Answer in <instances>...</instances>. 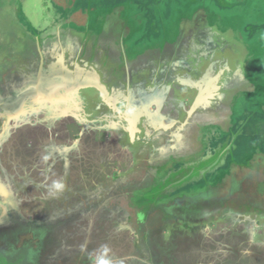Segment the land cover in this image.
<instances>
[{
    "label": "rangeland",
    "instance_id": "rangeland-1",
    "mask_svg": "<svg viewBox=\"0 0 264 264\" xmlns=\"http://www.w3.org/2000/svg\"><path fill=\"white\" fill-rule=\"evenodd\" d=\"M131 1L134 3L132 6L134 12L132 15L130 14L132 17H127L130 19L129 25L136 36L142 30L140 21H146L147 18L151 23L159 22L156 25V30L161 29L160 32L166 31L172 36L174 29L179 24L178 18L186 15V12L202 8L197 12L202 16L206 14L210 22L215 15L225 18V22L231 23L235 30L237 40L248 46L247 80L250 85L248 90L251 93H246V95L241 93L242 96L239 94L236 97L239 99V106L234 109V113L231 115V128L233 127L235 138L233 143L235 147L229 158L231 161L229 160V165L223 164L213 170L215 174L208 177L207 183L197 181L188 188V193L186 192L195 195L200 193L204 198H208L207 203L216 205L214 210L216 217L211 221L217 219L214 223L218 222L206 229L204 227L202 230H189L174 239L172 238L175 234L172 233V237L167 238L169 235L167 236L166 233L159 236H165L167 239L154 236L156 239L152 243L148 239V243L144 242L140 246L133 244L135 239L130 234L131 231L129 232L128 228L123 227L121 223L135 228L137 231L135 224L142 221L141 216L144 217L138 209L133 208L134 204H130L133 189L135 185L140 188L141 181L138 173L136 176H129L126 170L128 171L132 165L133 167L137 165L136 161H131L132 158L138 160L150 153L149 150L154 145L149 148L148 140L156 139L159 131L158 124L136 126L135 123L139 118H135L134 122L131 118L126 117V126L134 125L130 130L142 136V138L136 139V143L139 144L135 146L137 151L124 149L115 142V139L113 141L111 137L113 131L103 132L99 127H96L93 130H96V134L85 133L87 132L85 126L81 131L82 125L79 124L81 121L79 117L87 112L85 111L86 107H80L82 110L78 109L76 113L72 114L75 118L73 121L79 123L69 124L75 127L65 132L64 126L70 121V118L65 116L64 119L61 118L60 122L51 119L48 115L50 112L46 111L50 108L41 104L39 106L45 110L42 112V121L46 120L47 127H44L45 123L40 125L37 114H33V111H37L34 109L36 104L40 102L37 98H44V96L32 92L37 81L38 88L40 87L39 80L29 74L25 83L21 82L22 85L25 84L23 87L20 83L14 82L19 78L18 74L11 73L14 78L12 77V81L8 84H2V87L0 84V90L6 89V99H11L12 102L20 103V98L26 100H22L23 105L19 106V110L16 108L17 113L13 112L15 107L10 110L6 109L8 110L6 112L5 108L4 110L0 108L2 113H0V206L1 199L6 206L7 203H10L9 205L16 216L18 215L20 220L25 223V230L18 236L15 252L10 257L0 254V264H35L33 248L38 246L39 239L33 233V228L38 229V225L44 228L54 225V229L57 227L58 230L55 232L56 236L52 231L51 237L61 244L63 238L60 240V237L64 235L63 237L68 238H65L64 242H69V244H73L72 241L75 242L77 251L83 243L82 240L93 243L92 246H89L90 248L83 251L82 255L85 259L82 257L77 259L81 255L74 254L73 259L71 257L70 260H67L65 252L57 254L48 252V258L52 259L43 262L44 258H42L43 264H99L101 259L109 261L110 264H147L154 260H158V264H264V224H259L262 221L264 223L263 219L262 221L259 219L264 215V211H260L259 204L264 202L262 193L264 183H259L258 186L254 184L255 181L263 179L259 177V174L264 169V158L262 157L264 155V0H160L159 4L154 5L149 3L151 0ZM138 1L140 5L137 3ZM193 1L194 3L190 5ZM42 2L43 0H29L27 3L26 6L32 10L33 17L37 12L38 5ZM3 3L7 5L6 0H0V8L4 5ZM12 5L15 4L12 3ZM7 6L8 9L3 11L0 9V31L2 33L8 32L7 29H11L12 25L8 13L15 7L9 9L10 4ZM117 6L122 8L125 5L121 1ZM140 6L143 8L140 9ZM146 7L151 8L149 11H142ZM151 9L154 14H151ZM100 15V12L93 11L91 18L93 25H95V21L98 23ZM19 17L22 20L20 13ZM136 18L139 22L136 21ZM214 22L216 21L214 20ZM97 25L100 26V23ZM142 32L144 33L141 34V37L148 39L150 34L144 30ZM135 35L132 36L133 40L131 41L134 46L138 39ZM19 62L16 61V64L20 65L21 62ZM26 65L32 68L29 64ZM41 78L45 79L44 76ZM57 80H60V77ZM49 82L52 80L47 83L50 87ZM76 82L79 84L70 87L72 88L71 92L59 89V93L61 94V90H64L65 96L80 102L79 104L82 106L86 102L90 107L98 106L99 100L104 98L105 93H110L108 87L101 83L97 76L94 77L91 74L83 79H77ZM11 83L15 86L12 87ZM157 92L165 94L159 90ZM111 93L114 92L111 91ZM83 95L88 99L83 98ZM153 99L156 102L163 100L158 97ZM67 101L70 100L65 98L57 104L54 101L48 105L51 108H57V114L62 110H67L66 113L69 114L70 108ZM8 112L14 114L7 115ZM24 113L26 116L23 115ZM24 117L25 120H23ZM21 120L24 121L22 126L19 125ZM14 121L20 127H14L16 125ZM183 139L186 137L182 136L180 142ZM204 139L209 144L213 140L212 137ZM223 139L224 136H220L218 141ZM53 143L56 148L58 146L59 148L55 150L54 146V149H51L49 144ZM231 143L229 142V144ZM41 156H46L47 160L46 162L41 160L40 164ZM241 172L244 173V176H249L248 173H250L248 181L243 182L244 180L240 178ZM132 182L135 183L132 185ZM56 183H60L62 188L56 189L54 187ZM101 189L103 191H97ZM179 193L184 192L178 191ZM181 198L184 197L181 196ZM202 200L204 201V199ZM262 205L264 207V204ZM72 208H76L77 211L82 209L83 213L90 209V221L98 220L104 216H115V219L113 222L106 223L105 227L101 223L94 224L95 227L92 229L93 226H91L89 231V227L83 221V219H89L88 216L83 214L82 219L81 216H78V219L74 220H72L73 217L68 218L73 213L75 214L74 211L71 213L70 209ZM0 210L3 214V210ZM224 211L239 215L236 219L241 221L237 222L233 219L237 224L230 228L231 225L229 226L228 222L232 220L227 216H225V220L223 219ZM56 213L61 214L58 219H56ZM55 214L56 216H54ZM244 214H248V219ZM250 214L255 215V219H258L259 222L255 219L252 220ZM168 216L172 215L168 214ZM162 217L163 214L160 211L152 212L149 218L152 225L147 224L146 228L149 227L148 229L151 230L155 225H159L158 222ZM48 223L50 226H45ZM224 223L227 224L224 225ZM73 224L74 226H72ZM79 224H83L85 227L83 229L76 228ZM206 224L207 222L202 223L201 226ZM90 225L92 224L90 223ZM254 226H259L262 230L259 231L258 227ZM136 236L140 239L142 235L138 233ZM76 238L78 239L76 240ZM106 242L108 245L103 246ZM138 244H140L139 241ZM114 257L122 258V262L115 263L117 260ZM92 258L94 261L89 262L88 260ZM153 263L156 264L155 261Z\"/></svg>",
    "mask_w": 264,
    "mask_h": 264
},
{
    "label": "flooded vegetation",
    "instance_id": "flooded-vegetation-1",
    "mask_svg": "<svg viewBox=\"0 0 264 264\" xmlns=\"http://www.w3.org/2000/svg\"><path fill=\"white\" fill-rule=\"evenodd\" d=\"M24 1L12 0L15 4H20L22 20L20 17L19 19L15 18L13 10L8 13L12 25L10 26L11 29L8 28V32H5L9 36L7 35L8 40L5 42L6 50L1 56L3 59L2 64L0 63L1 87L2 84H8V82L12 81L14 78L12 74L16 75L23 70L24 73L19 74V78L14 81L17 84H21V82L29 78V74L32 77L35 75L37 77V74L41 71L39 63L34 71L24 63L20 64L23 68H19V70L13 68L17 61L16 57L24 56L32 48L30 40L25 38L23 44L22 38H15V33H20V29H25V27L27 28L30 25L34 29L32 31L23 30L22 33L24 35L27 36L32 34L31 32L36 31L35 36L42 43V46L43 44L61 41L64 48L66 47V50H68L66 55H56L54 59H51L46 64V69L41 72L45 78L43 79L45 86L51 80L48 76H50L49 74L52 71L56 72L55 70H58L62 73V67L68 66L72 73L75 72L74 77L70 76V80L75 82L77 77L83 79L89 76L91 73L89 68L92 66L99 68L100 82L105 84L110 91V93H105L104 98L99 100V105L94 107L88 106V102L83 103L84 105L82 106L79 104L80 102L78 103L74 99H69V96H65L64 90L71 92L72 88L62 90L61 94L58 92L54 95H46L44 98L39 97L37 99H40V102L34 108L37 111H33V114H37L40 125H43L46 121H42V112L45 110L39 106L41 104L50 108L46 111L50 112L48 115L51 119L60 122L65 116L70 118V121L64 126L63 130L65 132L75 127L74 125H69L74 122L72 114L76 113L78 109L82 110L80 107H86L87 110L85 111L87 112H84L82 117H79L80 123L74 122L82 125L81 131H83L84 126L87 129L85 133H95L96 130H93L96 127H99L103 132L113 131L111 134L112 140L114 141L115 139V142L124 149L131 150H136L135 146L139 145L137 144L138 142L136 143V139L142 138V136L130 130L134 125L126 126V117L131 118L134 122L135 118H139L135 123L136 126L151 123H157L159 126L156 139L148 140L149 148L154 145L149 150L150 153H147L146 157L138 158V160L132 158L131 161H136L137 165L135 167L132 165L128 168V171L126 170L129 176H136L138 173L140 176H146L148 180L150 179L146 186L137 188V185H135L130 198V204H134L133 208L138 209L140 214L144 215V217L141 216L142 221H138L139 224H135L137 225V232L142 236L139 239L136 236L138 235L137 232L132 234L135 235L136 245L140 246L147 242L148 233L146 229L148 231L149 227L146 228V226L152 225L149 219L152 212L160 211L163 214V217L158 222L160 224L155 225L153 229L159 228L162 230L167 228L166 233L167 236L169 235L167 238H171L172 233L175 234L172 239L176 236L180 237L189 230L193 231V227L202 223L215 222L211 220L216 217L214 210L217 206L207 203L208 198H204L202 194H187V190L197 181H205L207 183L208 177L215 174L213 170L223 164L229 165V158L235 147L233 144L235 140L233 127L231 128V115H233L234 109L239 106V99L236 97L241 91L245 95L246 93H251L248 90L250 85L247 80L248 66L246 63L249 57L247 50L249 51V49L247 44L245 45L242 41L237 40L235 30L231 27L220 32L222 36L219 38L221 40L219 42L217 28L225 19L220 22L219 15H215V17H218V21L210 22L206 14L203 17L201 13L197 12L202 9L199 8L197 11L195 9L191 11L195 13L194 17L178 22L179 24L174 29L172 36L166 31L152 30L149 32L150 36L147 39L141 37V34L144 33L142 30L138 32L140 33L138 36L134 34V30L129 25L130 19L127 20L122 16L120 17L119 7H112L109 13L100 17L98 21L100 26L96 25L98 23L93 25L99 27L97 32L92 28L89 29V25H84V30L74 28V26L80 25V22L77 24L72 23L75 24L73 27L66 26L62 28L59 27L57 16L55 15L54 17L49 7V5H53L51 2L43 0L37 7V12L39 13L40 9H43V13L38 15L36 12L33 17L31 15L32 10L23 8L25 6V3L23 4ZM27 1L29 2V0ZM193 3L194 1L190 5ZM217 24L219 25L217 26ZM133 35L138 37L135 46L131 44ZM81 38L86 43L80 45L81 48H78L77 40H81ZM89 42L91 45H89ZM66 43H68V47L65 46ZM26 46L28 47L27 49ZM43 47L46 46L44 45ZM201 58H203L202 61ZM77 69L80 71H77ZM68 72L66 69L65 73ZM56 75L58 76V73ZM215 77H219L220 81H217L218 78L215 80ZM208 78H210L209 81L212 86L214 84V88L212 87L211 90H215V92L212 93L210 90L213 99L210 105L203 108L205 100L201 98V95L209 91L206 89ZM210 83L208 84L209 87ZM11 85H13L12 87L15 86L13 83ZM22 86L24 87L25 84ZM2 90H0V108H3V110L5 108L6 112L8 111L6 109L10 110V108L15 107V110L12 111L17 113L19 106L23 105L22 100L26 99L20 98V103L17 101L12 102L11 99H6L7 90L4 88ZM158 90L165 94L157 92ZM111 91L114 93H111ZM82 97L88 99L84 95ZM154 97L163 98V100L156 102L153 99ZM65 98L70 100L67 101V105L70 108L69 114L66 113L67 110H62L57 114V108H51L48 105L54 101L57 104ZM243 104L245 105L244 102ZM52 106L54 107V105ZM194 109L196 110L193 111ZM39 112L41 113L39 114ZM10 113L8 112L7 115ZM23 115L26 116V113ZM114 117L115 120H113ZM23 120H25V117ZM23 120L19 121L21 122L19 123L20 126L24 125ZM185 123L187 124L183 126ZM14 124H16L15 121ZM20 126L16 124L14 127ZM43 126L47 127L46 123ZM182 136L186 137V139L180 142ZM220 136H224L222 141H218ZM206 137H212L213 140H211L210 144L204 139ZM229 142L232 143L229 144ZM50 143H52V140H50ZM54 146L55 150L59 148V146L56 148L55 143L49 144L51 149H54ZM46 158V156H41L39 163L41 164V160L46 162ZM229 173L232 177L231 172ZM252 173L254 174V172ZM243 174L242 172L240 173V178L244 180L243 182L248 181L250 173H248L249 176H244ZM97 191L101 192L103 189ZM178 191H183L184 193L178 194ZM107 196L110 195L107 194ZM181 196L184 198H181ZM9 204L7 203V206L4 205L1 199L0 209L3 210V214L0 210V254L10 257L15 252L14 248L19 240H17L18 236L25 230V223L20 220L18 215L16 216ZM262 204L264 202L260 203V210L264 211ZM70 211L73 213V211L76 212L77 210L72 208ZM168 214L172 216L169 217ZM225 214L227 218L232 220L228 222V225H231L230 228H233L237 222L241 221L239 219L237 221L236 217L239 215L233 212H226ZM244 215L248 219V214ZM59 216L61 214H57L56 219ZM78 216L79 214L73 213L68 218H76ZM250 216L252 220L255 219V215L250 214ZM233 219L237 222L235 223ZM259 219H261L260 221L264 220V215ZM10 220L14 223H11ZM257 221L259 222L258 219ZM86 222H88V219L84 221V223ZM259 224L264 223L262 221ZM85 225L87 226L88 223ZM45 226H50V223ZM33 230L32 232L35 233L37 238L41 236L40 241L42 244H46L48 247L50 245L55 247L54 242L56 240L51 237L54 225L47 228L38 225V229L33 228ZM156 234L155 231L152 233V235ZM160 234H157L156 238L167 239L165 236L160 237ZM4 238L5 240H3ZM138 241L140 244H138ZM57 249L61 251L62 247L57 246Z\"/></svg>",
    "mask_w": 264,
    "mask_h": 264
},
{
    "label": "crops",
    "instance_id": "crops-1",
    "mask_svg": "<svg viewBox=\"0 0 264 264\" xmlns=\"http://www.w3.org/2000/svg\"><path fill=\"white\" fill-rule=\"evenodd\" d=\"M12 0H8V1H6L7 2V5H9L10 4V7H9V9L11 8V9H13V7H15L16 9L19 7V3L18 4H15L14 2H11ZM49 2H51L53 5H49V7L51 8V11L53 12V15H54V17H55V15L57 16V22L59 23V27H62V28H64V27H66V26H69V27H73L75 24H77L78 22H80V25H77V26H79V27H77V26H74V28H79V29H83L84 30V28H85V26H87V25H89L88 27H89V29H93L94 31H98V29H99V27L97 26V27H95V26H93V24H92V22H91V18H92V14H93V11H97V9H98V6H99V9H101V8H106V9H108V8H110V6L112 7H119V6H117V5H113V3L115 2V0L114 1H111V0H48ZM99 1V2H98ZM105 2H108L109 4H106ZM12 3H14L15 5H12ZM25 3V6L23 7L25 10H30V8H28L27 6H26V3H28V1L26 2V0L23 2V4ZM4 4V3H3ZM116 4V3H115ZM223 4H224V2H223ZM6 5V3L4 4V5H2L1 6V10L3 11L4 9H8V6ZM48 6V5H47ZM16 9H13V12H14V16H15V18H17V19H19V13H20V7H19V9H18V11H16ZM119 9H120V17L122 16L124 19H127L126 18V13L124 12V9L123 8H120L119 7ZM1 12V11H0ZM32 12V11H31ZM191 12V11H190ZM38 13V12H37ZM43 13V9H40V11H39V13H38V15L39 14H42ZM97 13H99V12H97ZM109 13V12H108ZM101 15H100V17H102L103 16V14L102 13H100ZM199 14V13H198ZM178 15H181V13H178ZM194 15H195V13L194 12H191V13H187L186 12V15L184 14L181 18H178L177 20H179L178 22H180V21H182L183 19H188V18H192V17H194ZM104 18V17H103ZM218 19V17L216 16H213L212 17V21H218L217 20ZM219 19H220V22L222 21V19H225V18H223L222 16L220 17L219 16ZM104 20H106V19H104ZM127 21V20H126ZM128 22V21H127ZM127 22H125V23H127ZM72 23H75V24H72ZM67 24V25H66ZM83 24V25H82ZM95 24H96V21H95ZM225 24H227V25H225ZM230 24V25H229ZM65 25V26H64ZM85 25V26H84ZM97 25V24H96ZM219 24H217V26H218ZM95 27V28H94ZM232 27V25H231V23H229V22H222V23H220V25H219V28H217L216 30H217V36L220 38L222 35H221V33L220 32H223V30H226L227 28H231ZM98 28V29H97ZM32 29H34V27L32 28V27H30V25H28L27 26V28L25 27V29L23 28L22 30L20 29V33H21V36H20V33H15V38H17V39H19V38H22V43L24 44V42H23V40L25 39V38H27V40H30L31 41V45H32V48H30L29 49V51L31 52H29L28 53V51L26 52L27 54H25L24 56H17V57H19V58H16L17 59V61L19 62H21V64L22 63H24V64H29L31 67H32V70L34 71V69H37V66H38V63L40 64V66H41V72L44 70V69H46L45 68V66H46V64H48L50 61H51V59H54L55 57H56V55L58 56L59 54H61V56H64V55H66V53H68V50H66V47L64 48V46H63V44H61V41H57V42H52V43H50V44H43V46L45 45L46 47H43L42 46V43L41 42H39V40H37V37L35 36V33H36V31L34 32H31L32 34H30V35H24V33H22V31L23 30H25V31H32ZM173 32V31H172ZM147 33H149V32H147ZM7 35L8 34H6V33H2L1 31H0V46H1V48H0V63L3 61V59L1 58V56L4 54V50H6V48H5V42L8 40V38H7ZM9 36V35H8ZM4 37H5V39H4ZM60 40V39H59ZM41 41V40H40ZM220 42V41H219ZM70 43V42H69ZM86 43V41H84L83 42V38H81V40H77V46H78V48H81L80 47V45H84ZM34 44V45H33ZM26 45V44H25ZM30 45V44H29ZM89 45H91V43L89 42ZM65 46H67L68 47V43H66V45ZM75 47V46H74ZM28 47L26 46V49H27ZM70 49H71V47H70ZM67 51V52H66ZM2 54V55H1ZM42 61V62H41ZM62 61V60H61ZM19 62V63H20ZM2 64V63H1ZM18 64V63H17ZM17 64H15L14 66H13V68H16V70H19V68H21L20 66L21 65H17ZM52 64H53V62H52ZM61 65V64H60ZM61 66H64V65H61ZM1 69V68H0ZM2 69H4V68H2ZM49 69H51L50 67H49ZM64 69H67L69 72V75H68V78H70V76L72 77H74L75 76V72H73L72 73V71L69 69V67L68 66H66L65 68H63L62 67V73H60L61 75H59L58 74V77L57 76H55V77H57V78H59L60 77V80H63L64 79V77H65V71H64ZM21 72V71H20ZM41 72L39 71V76H38V80H39V82H40V78H41ZM52 72H54V71H52ZM21 73H24L23 72V70H22V72ZM21 73H18V75L19 74H21ZM35 73V72H34ZM36 76V75H35ZM50 76H51V74H50ZM4 77V76H3ZM63 77V78H62ZM48 78H49V76H48ZM66 79H67V77H66ZM66 79H64V80H66ZM3 80H4V78H3ZM45 83V82H44ZM65 83H67V82H65ZM248 92V91H247ZM241 93H243V91H241L240 92V95H241ZM196 109H198V108H196ZM196 109H194L193 111H195ZM193 111H192V113H193ZM191 113V114H192ZM190 114V115H191ZM262 157L264 158V155H262ZM264 171H262V172H260V174H259V177L260 178H263V179H259L257 182L255 181L254 182V184H256V186H258L259 185V183H264ZM131 179V178H130ZM233 180V179H232ZM140 181H141V183H140V187H143V186H146L149 182H150V179L148 180L147 179V177L146 176H140ZM132 183H135V182H132ZM131 183V184H132ZM262 193H263V195H264V189H262ZM109 195V194H108ZM260 204V203H259ZM116 210V209H115ZM115 210H114V212H115ZM261 211V210H260ZM263 211V210H262ZM113 212V214H115ZM75 213H77V215L79 214V217L81 216V219H82V216H83V214L85 215V216H88L89 217V219H88V222H86V223H88V227H89V231L91 230V226H93L94 224H97V223H101V224H103V227H105L106 226V223H109V222H113L114 221V219H115V216H104V217H100V219H98V220H92V221H90V219H91V217H90V213H91V211H90V209L88 210V212H85V213H83V211H82V209L80 210V211H76ZM226 212L224 211L223 212V214H225ZM223 216V219H224V217L226 216V215H222ZM221 218V217H220ZM73 220L74 219H78V217H76V218H72ZM215 220H217V219H215ZM215 220H213V221H215ZM225 220V219H224ZM224 220H221V221H223L224 222ZM257 219H255V221H256ZM83 221H87V219H83ZM212 221V222H213ZM76 222H77V220H76ZM218 222V221H217ZM216 222V223H217ZM79 223V222H78ZM90 223L92 224V225H90ZM210 223V222H209ZM208 223V224H209ZM216 223H210V225H208V224H206V225H204V226H199V225H197V226H195V227H193L192 229L193 230H202V229H204V227H205V229L207 228V227H211L213 224H216ZM76 224V223H75ZM122 225H123V227H125V228H129V232H130V234L132 235L134 232H137V231H135L134 229L135 228H132V227H130V226H128L127 224H123V223H121ZM208 225V226H207ZM224 225H226V223H224ZM62 227H64V225H61ZM72 226H74V224L72 225ZM98 226H99V224H98ZM216 226V225H215ZM85 227V225L83 226V224H79L78 226H76V228H84ZM95 226H93L92 227V229L94 228ZM118 227H122V226H118ZM254 227H258V230L259 231H261L260 230V228H259V226H254ZM101 228V227H100ZM119 229H122V228H119ZM159 228H156V229H153V230H148L147 231V233H148V236H147V242L146 243H148V239L150 240V242L152 243V241H154L156 238H154V236H156L157 234H159V233H161V234H166V230H167V228H165V229H162V230H158ZM58 230V228L56 227L55 229H54V233L56 232ZM156 232L157 234L156 235H152V233L153 232ZM62 232H63V234H65V232L63 231V229H62ZM54 236H56V234H54ZM64 235H61V237H60V240H61V242H63V243H61V244H59L57 241L55 242V248L51 245L50 247H48V245H46V244H42V242L40 241V237H38V239H39V243H38V246H35V248H33V256H34V260H35V264H43V262H46L47 261V259H52L51 257L50 258H48V256H47V253L48 252H50V253H55V254H57V253H61V252H65V255L67 256V260H70V258L71 259H73V256H74V254H76V256H79V255H81V256H79L77 259H79L80 257H82V259H85V257L82 255L83 254V251L84 250H87L88 248H90L89 246L91 245H93V243H90V241H88V240H82V245H81V247H80V249L77 251L76 249V246H75V242H73L72 241V243L73 244H69V242H64V239L65 238H67V237H63ZM133 238L134 239H136L135 238V235H133ZM68 239V238H67ZM78 238H76V240H77ZM83 239H85V238H83ZM149 242V243H150ZM135 243V245H136V240L133 242V244ZM104 245H108L107 244V242L105 243V244H103V246ZM57 246H59V247H62V249H61V251H59V249H57ZM93 250H95V249H93ZM76 252V253H75ZM109 253V252H108ZM37 258V259H36ZM42 258H44V261L43 262H41V259ZM100 259V258H99ZM114 259L115 260H117V262H115V263H118V262H122V258H115L114 257ZM113 260V259H112ZM154 260V259H153ZM89 262H91V261H94V259L92 258V259H90V260H88ZM155 262H156V264H158V260L156 261V260H154ZM153 261V262H154ZM153 262H148L147 264H154ZM45 264V263H44ZM51 264V263H50ZM83 264H85V263H83Z\"/></svg>",
    "mask_w": 264,
    "mask_h": 264
},
{
    "label": "bare ground",
    "instance_id": "bare-ground-1",
    "mask_svg": "<svg viewBox=\"0 0 264 264\" xmlns=\"http://www.w3.org/2000/svg\"><path fill=\"white\" fill-rule=\"evenodd\" d=\"M202 59L203 58H201V61H202ZM99 69V68H98ZM98 69H97V67H92L91 66V68H89V70H90V72L91 73H93L95 76H97V78L98 79H100V76H99V72H98ZM66 69H64V71H65ZM56 72H51V76H49L50 78H51V80H52V82H49L50 83V87L48 86V85H46L45 86V83H44V81H43V79L42 78H40V87L39 88H37L36 89V94L37 95H39V96H46V95H51V94H55V93H58L59 92V89H66V88H69L70 89V87H73V86H75L74 84H79L78 82H76L77 81V79H79L78 77H77V79H75V82H73V81H71L70 79H66V77L68 78V75H69V73H65V77H64V79H66V80H57V78L55 77L56 76V74L58 73L59 75H60V71H58V70H55ZM77 71H80V70H78L77 69ZM100 71V70H99ZM41 72V71H40ZM236 74V73H235ZM39 76V75H38ZM41 77H43L42 76V73H41ZM37 78V77H36ZM216 78H218L217 79V81L219 80V77H215V80H216ZM56 79V80H55ZM210 78H208V83H206V89H207V91L208 92H203L204 94H202L201 95V98L203 99V100H205V103H204V107L203 108H206L208 105H210V102L212 101V99H213V96L211 95V91H212V93H214L215 92V90L213 91V90H211L212 89V87L214 86V84H213V86H212V84L210 83ZM213 80V79H212ZM220 81V80H219ZM218 81V82H219ZM65 82H67V83H65ZM48 83V82H47ZM210 83V87L208 86V84ZM203 84V83H202ZM82 85V84H81ZM76 87H78V86H76ZM138 87V86H137ZM214 88V87H213ZM136 90V89H135ZM211 90V91H210ZM62 91V90H61ZM126 161V160H125ZM11 221V220H10ZM11 223H14L13 221H11ZM10 226H11V224H10ZM14 226V225H13ZM15 229V228H14ZM13 229V230H14ZM1 236V235H0ZM9 238V237H8ZM3 240H5V238L3 239ZM11 241V240H10ZM6 242V241H5ZM8 243H10V242H8ZM7 243V244H8Z\"/></svg>",
    "mask_w": 264,
    "mask_h": 264
},
{
    "label": "trees",
    "instance_id": "trees-1",
    "mask_svg": "<svg viewBox=\"0 0 264 264\" xmlns=\"http://www.w3.org/2000/svg\"><path fill=\"white\" fill-rule=\"evenodd\" d=\"M112 1H114V0H112ZM121 1H123V5H125L123 8H124V12L126 13V15L127 16H130V14L132 15L133 12H134L133 9H132V6L134 5V3L131 0H127V1L126 0H115V2L113 3V5H118V3H120ZM137 3L140 5L139 1ZM149 3L152 4V5H154L156 3L159 4L160 3V0H157V1L151 0ZM142 8H143V6L142 7L140 6V9H142ZM150 8L151 7H146L142 11H149ZM109 10H110V8H108V9H106V8L99 9V6H98L97 12H100L103 15H105V14H107L109 12ZM151 14H154L153 9H151ZM127 16H126V18H127V20H129ZM130 17H132V16H130ZM136 21L139 22V20L137 18H136ZM140 23H141V29L142 30L147 31V32H150L152 30H156L157 29L156 25L159 22H152L151 23L150 22V19L147 18L146 21L145 20H142V21H140ZM160 30H158V31H160ZM238 140H240V139H238Z\"/></svg>",
    "mask_w": 264,
    "mask_h": 264
},
{
    "label": "clouds",
    "instance_id": "clouds-1",
    "mask_svg": "<svg viewBox=\"0 0 264 264\" xmlns=\"http://www.w3.org/2000/svg\"><path fill=\"white\" fill-rule=\"evenodd\" d=\"M54 187H55L56 189H60V188H62V185H61L60 183H56V184L54 185ZM253 240H254V236H253ZM99 264H110V262L107 261V260H105V259H101V260L99 261Z\"/></svg>",
    "mask_w": 264,
    "mask_h": 264
},
{
    "label": "water",
    "instance_id": "water-1",
    "mask_svg": "<svg viewBox=\"0 0 264 264\" xmlns=\"http://www.w3.org/2000/svg\"><path fill=\"white\" fill-rule=\"evenodd\" d=\"M42 62V61H41ZM91 75H93L94 77H96L94 74H92V73H90ZM36 77V76H35ZM63 78V77H62ZM36 80H38V74H37V79ZM24 83H25V81H24ZM37 83H38V81H37ZM37 83H36V85H35V89L34 90H32V92H34L35 94H36V89L38 88V85H37ZM32 85V84H31ZM39 98V97H38ZM38 100V99H37ZM39 101H40V99H39ZM187 123H185V124H183V126H185ZM233 142V141H232Z\"/></svg>",
    "mask_w": 264,
    "mask_h": 264
}]
</instances>
